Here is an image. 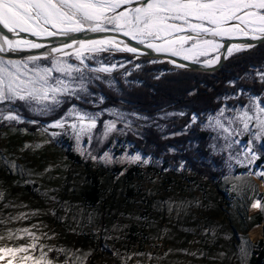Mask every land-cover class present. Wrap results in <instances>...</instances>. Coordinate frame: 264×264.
Returning <instances> with one entry per match:
<instances>
[{"label":"snow or ice","instance_id":"1","mask_svg":"<svg viewBox=\"0 0 264 264\" xmlns=\"http://www.w3.org/2000/svg\"><path fill=\"white\" fill-rule=\"evenodd\" d=\"M81 33L103 35L74 38L75 34ZM51 37H62L64 42L51 46L40 42ZM237 38L264 42V0H0V121L25 122L16 108L18 104L38 116H50L68 102L66 110L47 124L41 125L36 119L26 122L39 125L43 133L49 135L50 139L43 143L68 135L75 142V150L83 156V141L86 140L87 145L94 140L103 143L111 133L131 131L133 121L130 116L148 119L116 108L95 112L83 110L77 103H71L75 100L96 104L98 101L89 85L102 80L101 73L111 74L124 67V63L99 61L98 66H93L88 61L96 60L95 54L126 52L139 59L156 53L177 68L189 67L179 62L188 61L210 69L222 58L227 59L255 46L251 42L227 45L222 42ZM128 41H135L142 47L133 46ZM46 48V51L16 58L19 53ZM222 49L225 50L223 57ZM158 62L162 61L155 58L148 61L151 64ZM256 77L264 84V71L257 72ZM107 82L112 85V81ZM236 95H244L243 90ZM102 102L101 96L99 103ZM105 112L113 119L103 121V131L97 136L94 130L98 127V117ZM171 115L174 114H164L165 117ZM118 123H123L124 127L118 128ZM197 123H200L201 130L215 133L214 140L224 141L220 150H229L225 161L229 167L234 158L230 150L241 143L236 137L246 133L248 141L244 155L245 159L251 157L249 163H252L260 155L253 145L264 143V94L250 95L248 102L239 107H221L205 122H200L193 113L184 132ZM25 147L29 145L25 144ZM210 147L216 150V144ZM87 155L93 161L105 163L115 159L133 164L151 162V157L145 158L139 152L130 154L125 151L118 158L108 151L102 155H93L89 151ZM11 167L17 166L13 162ZM183 167L181 162L180 169ZM253 174L264 177V167ZM24 215L20 213L21 217ZM0 223L4 221L0 220ZM44 235L46 233L38 235L30 227L6 228L0 232V264H67V261L50 256V253L62 249L41 242Z\"/></svg>","mask_w":264,"mask_h":264},{"label":"trees","instance_id":"2","mask_svg":"<svg viewBox=\"0 0 264 264\" xmlns=\"http://www.w3.org/2000/svg\"><path fill=\"white\" fill-rule=\"evenodd\" d=\"M95 55L96 60L88 61V63L96 65L97 61L103 63L125 61L124 67L115 69L111 74L101 73L103 79L89 85L95 99L96 96L103 97L102 103L98 101L96 104H90L75 100L71 103H83L85 107L92 110L106 106H120L134 110L150 120L142 125L136 135L124 133V135L114 136V139L113 136L109 137L101 149L108 148L117 153L126 145L129 150H139L142 154L151 157V162L144 166L154 173L163 175L164 179L174 181L178 176L179 180H185L186 187L200 188L205 200L213 201L214 205L216 204L215 198L219 195L222 201L229 200V194L224 189L226 184L223 177L222 155L213 152L210 147L214 133L208 129L201 130L199 123L187 132H184V127L189 123L193 113L197 114L201 121L222 106H241L247 103L248 95L264 94V84L256 77L257 72L264 71V42H260L247 52L234 53L213 71L177 68L169 65L166 60L155 57L140 56L139 59H134L125 52H105ZM154 58L162 62L148 63ZM136 64L140 67H135ZM105 78H111V86L104 81ZM240 90H243L244 95H236ZM225 97L228 99L225 100ZM90 98L92 97H88ZM119 99H128L133 102L121 103ZM67 106L68 102L50 116H38L19 105L25 118L39 120L41 125L62 113ZM170 110L183 112L186 118L182 119L178 114L164 119L158 117L159 114ZM22 127L29 130L40 128L39 125L29 124L26 121L20 123L0 121V130L5 129L17 133ZM174 131H179V134L163 138V135ZM242 138L247 139L245 135ZM53 144L58 146L69 161L81 165L83 169L82 188L77 202L79 206L76 213L73 212L69 217L72 224L70 220H67L75 227L76 235L88 241L90 248H94L95 251L103 250L114 255L115 250L124 248L123 243H109L110 237L116 236L137 241L133 243L132 248L135 247V251H141L149 236L147 228L150 221L145 215L150 208V198L144 197L143 199L144 205L139 215L145 216V219L140 223L124 221L117 215L119 202L132 201L133 196L139 190L135 178L141 176L140 163L108 165L105 167L104 175L100 176L103 171L96 172L100 164L95 165L94 161L77 153L69 136L60 135ZM169 146H174L179 151L171 154L168 151ZM253 149L260 154L255 160L256 165L264 166V143L260 142ZM181 162L184 163L182 169H180ZM7 163V160L0 155V170L6 175L10 174ZM21 176L23 180L20 184L25 190L33 194L43 192L38 182L28 180L23 172ZM104 181H106L105 187L102 185ZM203 181H208L211 185L212 192L209 196L208 191L203 187ZM252 182L256 184L253 180ZM262 197V194L258 192L248 201ZM180 200L183 204L178 210L184 216L188 212L191 213L189 208L196 206L199 197L193 195L190 198L187 195L186 197L181 196ZM245 206L241 216H247L248 225L241 227V233L236 234L226 221H219L216 225L215 236L222 239L220 247L223 254L232 257L238 264H264V236L251 240L246 234L249 226L260 223L261 216L259 212L245 215ZM69 207L71 208L72 204L68 199L58 197L48 211L51 221L63 222L65 211ZM90 219L94 220L96 227L90 233H86L85 228ZM173 223L184 238L188 237L192 229L197 226L196 220L188 224L182 220L181 216ZM225 225L227 226L224 227ZM89 243L44 244L51 245L55 249H62V251L50 253L55 260L67 261V264H92V256L88 252L90 251ZM120 256H125V254L120 253Z\"/></svg>","mask_w":264,"mask_h":264},{"label":"rangeland","instance_id":"3","mask_svg":"<svg viewBox=\"0 0 264 264\" xmlns=\"http://www.w3.org/2000/svg\"><path fill=\"white\" fill-rule=\"evenodd\" d=\"M128 54L133 57L131 53ZM124 62L125 61H121L118 63ZM93 66L98 65L96 64ZM109 80L111 81V78L104 79L106 83H108L107 81ZM249 96L250 95H248V100ZM96 100L99 101L98 96H96ZM84 105L83 103L78 104L81 109L93 112L101 111L106 108H116L124 113H136L134 110L125 109L120 106H106L92 110ZM16 108L19 110L21 116L24 117L19 104L16 105ZM227 108L232 109L235 107ZM30 113L35 114L33 112ZM165 113L179 115L181 112L170 110L159 114L158 117L163 119L166 118L164 116ZM215 113L208 114L206 118L200 122H205L209 115L214 116ZM59 115L52 119L57 118ZM138 115L145 117L141 114ZM101 116L98 117V127L94 130L97 136L103 131V121L113 119L112 115L107 112L102 113ZM129 118L133 121L131 131H125L123 133L114 132L111 133L109 137L113 136L114 139V136L124 135V133L136 135L137 131L142 128V125L150 121L148 119L141 120L131 116ZM181 118L185 119L186 117L183 115ZM27 120L28 119L24 117V121ZM49 121L44 124H47ZM117 127L123 128L124 124L118 123ZM173 133H176V131ZM215 135L214 133L213 136ZM243 135L247 137L246 140L248 141L247 134L245 133ZM243 135H241L240 138H242ZM57 138L58 137L54 138L52 142L43 143V141L49 140L50 137L48 134L43 133L42 128H38V130H29L23 129L22 127L17 133H12L5 129L0 130V155L4 160H7V164L10 168V174L7 175L0 170V194H2L0 195V220L4 221V223H0V232L8 227H30L31 230L38 235L46 233V235L42 237L43 243L51 244L54 242H61L74 243L76 245L80 243H89L83 240V237H78L76 235L74 232L75 227L71 225L72 220L69 218L73 212L76 213L77 207L79 206L77 202L80 198V191L82 188L81 178L83 169L81 165L69 161L58 146L53 144ZM163 138H166V134L163 135ZM72 142L75 150V142L73 140ZM83 143L85 145V155H83V157L91 161H93L91 156L87 155L89 151H91L93 155H102L104 151H108L113 157L117 158L121 157L125 151L130 154H135L137 152L141 153L139 150H129L126 145L123 147V150L114 153L112 149H101L103 143H98L96 140H94L91 145H87L86 140L83 141ZM223 143L224 141L222 139H213L212 144H216V150L212 151L222 155L221 161H223L224 165L223 177L224 183L226 184L224 189L227 190L229 194V200L222 201L219 195L215 198L216 204L214 205L213 201L205 200L200 188L186 187L184 185L185 180H179L178 176L175 177L174 181L166 180L163 178V175L152 172L151 169H147L144 166L145 164L140 163L141 176L135 178L139 190L133 196L132 201L122 203L119 202L120 197L117 199L120 203L119 208H117V215L119 219H123L124 221H136L139 223L145 219V216L148 217L150 221L147 228L149 236L144 242L145 244L141 251H135V247L132 248V246H134L133 243H137V241L122 236L110 237L109 243H123L124 245V248L115 250L114 255L103 250L95 251L94 248H90L91 245L89 243L90 251L88 252L91 253L92 264H238L232 257L223 254V250L220 247L222 239L216 238L215 236L216 225L219 221H226V223L234 229L236 234H239L242 231L241 227H246L248 225L247 216H241L244 206L246 205L245 215L252 212H259L253 210L252 202L256 199L264 200V193L260 190V183L256 180L255 176H253V173L264 166L256 165L255 160L249 163V160L252 158L248 157L245 159L244 155L247 144L240 143L234 145L230 150L234 158L230 161L231 167H229L228 170V164H226L225 161L228 158L229 150H220ZM25 144H28L29 147H25ZM38 144L40 145L39 147H37ZM259 144L260 142H257L253 147ZM169 149H175V151H169ZM168 151L174 154L176 151H179V149L174 146H169ZM76 152L80 154V152ZM141 155L148 158V155L142 153ZM13 162L17 167H11ZM94 162L95 165H97V163L100 164V167L96 169L97 173H99L100 170L103 171L100 173V176L104 175V171H106L105 167L108 165H124L129 163L127 160L121 161L119 159H115L111 163L98 160ZM234 168L240 170L236 171ZM22 172L27 175L28 180L38 182L43 192L33 194L25 190L20 184V181L23 180L21 176ZM225 177H227V179H225ZM252 180L256 184H254ZM202 183L204 189L208 191L207 195L209 196V193L212 192L210 183H208V181H203ZM102 185L105 187L106 181H104ZM258 192L262 194V198L248 201L250 197L255 196ZM187 195L190 198L195 195L199 197V200L195 207L189 208L191 213L188 212L182 216L178 210L183 204L180 199L181 196L186 197ZM58 197L68 199L72 204V207H69L67 211H65L66 215L63 222L51 221L48 213ZM144 197L150 198L151 204L146 215L140 216L139 214L144 205ZM169 208L172 210L169 211ZM61 210L63 211L64 209ZM20 213H24L25 215L21 217ZM259 213L263 214V212ZM131 216H133V218ZM180 216L182 220L188 224L193 220L197 221V226L192 229V233L186 238L182 236V233L179 232V229L173 223V221L176 218L179 219ZM67 220H70L71 224H69ZM258 224H261V222ZM32 225H35V227L32 228ZM255 225L257 226V224ZM255 225L249 226L246 229V234L251 240L256 239L252 238L249 233L251 228L255 227ZM226 226L227 225L224 227ZM95 227L94 220L90 219L85 228L86 233H90ZM120 253L125 254V256H120Z\"/></svg>","mask_w":264,"mask_h":264},{"label":"water","instance_id":"4","mask_svg":"<svg viewBox=\"0 0 264 264\" xmlns=\"http://www.w3.org/2000/svg\"><path fill=\"white\" fill-rule=\"evenodd\" d=\"M100 35H103V34H100V33H81V34H75L74 35V38H77V39L96 38V37H98ZM29 38L36 39L34 37H29ZM121 39L128 40V38H126V37H121ZM40 42H43V43H45L48 46H51V45H59L60 43H63L64 42V38H62V37H51V38H45V39H43ZM128 42L131 43L133 46H139V45H136L135 41H128ZM222 42L224 44H226V45L229 44V43L251 42L255 46L260 43V42H256V41H246L244 38H237V39H232V40L225 39ZM139 47H142V46H139ZM46 50H47V48L46 49H42V50H33L32 53H28V52L19 53L16 58H21V57L26 56L28 54H34L35 52H38V51H46ZM249 50L250 49H247V50H244V51H241V52L243 53V52H247ZM224 51H225L224 49L221 50L222 57H223ZM146 57H155V58H161V59L166 60L164 56H157L156 53H151L150 55H147ZM175 59H177L179 61V58H175ZM224 61H225V59L222 58L218 64H216L213 68H210V69H205V68L201 67L198 64H192V63H190L188 61H179V62L188 64L189 67H187L186 69L201 70V71H213V70L218 69L220 67V65ZM166 62H167V60H166ZM168 64L171 65V66H174L173 64H170V63H168ZM119 101L121 103H132L133 102L132 100H128V99H119ZM176 133H179V131H176ZM172 135H173V132H169V133L166 134V137H171ZM260 216H261V219H260V222H261V231L260 232H261V234H260L259 237L260 238H263V236H264V215L263 214H260Z\"/></svg>","mask_w":264,"mask_h":264},{"label":"bare ground","instance_id":"5","mask_svg":"<svg viewBox=\"0 0 264 264\" xmlns=\"http://www.w3.org/2000/svg\"><path fill=\"white\" fill-rule=\"evenodd\" d=\"M260 169L261 168H259L257 170H260ZM253 176H255L256 180L260 183V190L264 193V177H261V176L255 175V174H253ZM256 202H258V204L256 207L252 206L253 210L263 212V215H264V200L263 199H261V200L256 199L252 202V205ZM260 231H261V224H257V226L255 225V227L251 228L249 233H250L252 238H257L261 234Z\"/></svg>","mask_w":264,"mask_h":264},{"label":"built area","instance_id":"6","mask_svg":"<svg viewBox=\"0 0 264 264\" xmlns=\"http://www.w3.org/2000/svg\"><path fill=\"white\" fill-rule=\"evenodd\" d=\"M236 139L240 140L242 144H247L246 143L247 140L246 139H243V138H240V136L239 137H236ZM236 164L242 165V164H239V163H236ZM234 169H236V168H234ZM228 170H229V165H228Z\"/></svg>","mask_w":264,"mask_h":264}]
</instances>
